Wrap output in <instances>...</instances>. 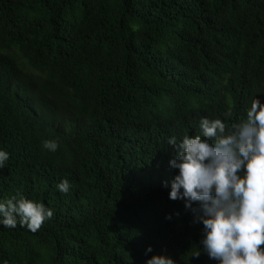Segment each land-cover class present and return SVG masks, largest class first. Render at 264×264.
Here are the masks:
<instances>
[{
  "label": "trees",
  "instance_id": "1",
  "mask_svg": "<svg viewBox=\"0 0 264 264\" xmlns=\"http://www.w3.org/2000/svg\"><path fill=\"white\" fill-rule=\"evenodd\" d=\"M256 97L264 0H0V200L54 210L36 232L0 226V264H218L163 186L165 140L215 113L230 131Z\"/></svg>",
  "mask_w": 264,
  "mask_h": 264
},
{
  "label": "clouds",
  "instance_id": "2",
  "mask_svg": "<svg viewBox=\"0 0 264 264\" xmlns=\"http://www.w3.org/2000/svg\"><path fill=\"white\" fill-rule=\"evenodd\" d=\"M215 116L200 119L202 135L166 138L165 144L175 152L169 166L177 174L163 186L170 188V200L183 201L185 209L193 213V222L203 225L200 245L210 260L264 264V102L253 98L245 119L230 131ZM42 148L55 152L59 142L45 139ZM9 158L10 153L0 148V169ZM56 188L67 194L71 183L64 179ZM53 215L54 210L44 203L21 194L0 200V226L4 228L15 229L19 224L36 232ZM152 252L148 246L145 255ZM145 264L175 262L160 254L152 255Z\"/></svg>",
  "mask_w": 264,
  "mask_h": 264
}]
</instances>
